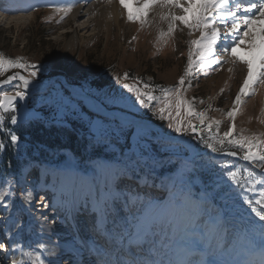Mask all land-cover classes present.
Returning <instances> with one entry per match:
<instances>
[{"label":"snow or ice","instance_id":"1","mask_svg":"<svg viewBox=\"0 0 264 264\" xmlns=\"http://www.w3.org/2000/svg\"><path fill=\"white\" fill-rule=\"evenodd\" d=\"M118 2L122 8H129L126 0ZM134 2L136 11L128 10L127 19L139 21L141 25L147 23L152 7L166 10L159 14V19L167 22V31L162 30L161 37L173 34L181 24L189 29L190 34L199 33L198 38L189 42L185 74L180 77L177 86L160 89L161 96H156L148 83H124L122 90L115 94L94 93L83 85L80 90L72 91L65 86L72 84V79L60 82L62 92L57 90L55 94L39 99L33 96V103L44 107L40 111L25 109L24 123H42L75 132L79 138L86 140V150L90 149L96 155L103 150H111L113 154L108 159L93 161L91 172L88 169L77 171V166L71 162L64 169L54 171L53 193L63 198L67 190H72L83 195L79 208L93 204L94 246L89 247L93 257L90 264H264V179L253 180L252 174L247 173L242 181V169L220 166L225 183L240 189L242 203L256 218L242 226H234L231 222L233 213L227 202L221 207L212 204L217 198V190L221 188L220 181L205 183L202 195L194 197L186 191V184L192 181L191 174L197 164L194 157L187 155L191 141L184 139L191 136L213 153H220L225 146L233 147L242 153L241 160L264 168V133L245 135L241 130L238 135L235 134V118L243 98L255 93V84H264V27H259L264 23V0ZM72 7L69 4L57 8V11L67 15ZM174 9H180L182 14H177ZM241 46L251 54V59L238 55L237 50ZM218 48L232 57V63L247 66V75L236 94L233 107L226 113L229 122L227 131L222 133V121L209 117L208 109L197 111L196 98L188 100L184 95V85L197 63L201 68H208L228 62L221 58ZM9 69H25L28 75L17 72L0 80V125L4 122V113L19 111L18 103L29 96L26 90L30 86L39 91V84L34 83L38 74L48 72L54 76L71 77L78 71L77 67L56 60L38 66L23 63L19 57L13 60L0 54V74ZM123 79H129V74L125 73ZM13 81L17 83L12 85ZM2 86H14L18 90L12 94L4 91ZM157 103L160 105L158 108ZM143 112H151L160 122H167V131L163 130V124L154 127L155 121L141 115ZM11 123L17 124L14 114L11 115ZM213 130L215 135H212ZM205 131L209 134L208 139H205ZM9 136L7 144L0 141V150L18 145L21 138L14 132H9ZM237 155V151H229L224 158ZM173 157L177 158L175 163L180 165V173L172 182L170 194L167 197L161 194L159 198L147 194L141 197V192L155 186L154 181L149 183L150 173L165 161L173 163ZM35 167L30 166L31 169ZM29 175L31 170L24 173L25 182ZM261 175L264 176V173ZM4 185H7V190L0 192V208L9 211L14 207L13 181L0 177V187ZM243 186L258 198H243L246 196ZM257 187L260 188L258 193ZM34 193L35 188H24L19 197L17 215L31 213ZM43 201L41 196V207L47 208L49 205ZM209 206L213 209L211 214L207 211ZM66 208L69 212L74 208L79 210L76 201L66 202ZM43 220L47 222L48 217H43ZM16 227L22 230L21 225ZM0 231L3 232L0 239H8L12 244L9 249L5 243H0L5 256L9 251L15 253L21 249V245L14 243L15 237L8 233L7 226ZM86 244L85 241L81 248L71 250L64 264H82L81 249ZM27 247L31 248V243ZM39 249H46V244L40 242L37 249H33L37 252L35 264H54L48 257L42 259ZM51 255L56 256V253ZM11 264L21 262L13 258Z\"/></svg>","mask_w":264,"mask_h":264},{"label":"rangeland","instance_id":"2","mask_svg":"<svg viewBox=\"0 0 264 264\" xmlns=\"http://www.w3.org/2000/svg\"><path fill=\"white\" fill-rule=\"evenodd\" d=\"M2 1H5V5L0 6V54L13 60L19 57L22 58L23 63H34L38 66L48 65L53 60L75 66L78 69L77 73L71 77L65 76V80L72 79V84L79 90L83 85L94 93L115 94L118 90H122L124 83H148L152 85L154 94L161 96L160 89L177 86L180 77L185 74L190 37L184 28H177L173 34L161 37L160 33L154 31L152 27L137 25V21L125 23V15H123L121 21L125 24L124 29L111 21L110 27H105L98 37L89 44L80 46L72 56H68L65 46L73 34V29L77 28L79 24L89 22L94 16L83 14L76 21L73 12L81 3L91 0H0V3ZM69 4H72L73 7L67 15L57 11V8L66 7ZM13 6L14 9L16 8L15 10ZM18 8H23L26 11L23 10V12L15 14L6 12L9 10L16 12L19 10ZM28 15L31 19L27 22L24 21L25 23L17 22L14 19ZM8 25L11 26L6 27ZM94 28L95 31H93ZM79 30L78 27L79 35L86 30L88 33L96 32L99 30V25L96 22L86 30ZM217 51L223 60L232 61V57L223 53L221 49L218 48ZM224 65L225 63L220 66L212 65L208 68H201L197 63L192 75L184 85L185 97L188 100L196 98V110L208 109L207 115L221 120L222 123L227 120L226 113L233 107V101L242 85L243 71V67L235 64L234 75L226 84L224 75L228 72L224 70ZM17 72L24 76L28 75V71L25 69H9L0 74V80L7 79L9 75ZM125 73L129 74L127 80L123 79ZM53 77L56 76L48 72L41 73L35 78L34 83H38L39 87L46 86ZM60 82V78H55L46 92L29 93L24 101H19V111L4 113V122L0 125V136L6 144L10 140L9 132H14L21 138L18 145H10L6 151L3 149L0 152V177L3 180L13 181L14 191L12 198L14 207L9 211L0 208V230L7 226L8 233L15 237L14 243L21 245L19 251L15 253L9 251L7 256H5V250L0 249V264H11L13 258L20 261L21 264H35L37 252H34L33 249H37L40 242L57 243L62 237L68 238V234L77 239L76 230L82 237L90 238L88 240L94 239L93 204L89 203L87 208H79V205L83 203V195H78L72 190H67L63 198L59 194H54L52 190L53 172L64 169L68 162L76 165L77 171L83 172L84 169H88L91 172L92 162L108 159L113 155L111 150H103L99 155H96L92 150H86V140L79 138L75 132L56 126H46L42 123L26 124L23 122L25 109L40 111L44 107L41 104L33 103L32 97L35 96L36 99H39L48 97L49 94H55L57 90L62 92ZM16 83L17 81H14L12 85ZM65 86L71 90L68 85ZM253 87L256 89L255 93L243 98L236 114V135L241 130H244L245 135L264 133V123L261 122L264 121V84L257 83ZM2 88L12 94L18 90L14 86H2ZM123 91L126 92V90ZM209 105H211L210 108ZM156 106L158 108L159 103ZM13 114L17 116V124L11 123ZM141 115L154 120L155 125L163 124V130L167 131V122H160L152 116L151 112H143ZM193 122L198 123L195 120ZM70 135L77 139V143L81 145L77 149L80 153L78 155L65 140ZM173 135L179 136L176 133ZM212 135H215V130ZM208 137L209 134L205 131V139ZM184 139H190L200 151V153L196 152L192 146L187 149V155L196 159L197 167L191 174L192 181L186 184V191H190L194 197L202 195L205 183L218 180L221 182V188L217 190V198L212 201V204L221 207L226 201L229 210L233 213L231 222L234 226H241L246 221L256 219L254 214L249 212L248 207L242 203L240 189L225 183L226 178L221 173L220 166L223 165L232 170L242 169V181L247 173L252 174L253 180H262L264 176L236 158L215 160L213 154L202 143L198 144L191 136H186ZM234 150L238 152L237 156L242 155L238 149L230 146L223 147L222 151L216 155H224L226 152ZM2 152H5V158H2ZM176 159L173 157V163L165 161L162 166L156 167L155 171L150 173L149 182L154 181L155 186L141 192V197L147 194L149 197L159 198L161 194H164L165 197L170 194L172 182L177 180L180 173V165L175 163ZM32 165L36 167L31 169ZM260 169L264 170V168ZM29 170H31V175L26 177L25 182L24 173ZM45 170H47L46 173ZM146 171L148 170L146 169ZM24 188H35L32 211L17 215L20 206L19 197ZM6 190L7 185L0 187V192ZM243 191L246 193L243 198H258L255 193L248 191L246 186H243ZM259 191L260 188L257 187L256 193ZM41 196L44 197L43 202L49 205L47 208L41 207ZM71 201H76L79 210L74 208L71 212L67 211L66 202ZM207 211L211 214L212 207L209 206ZM45 216L48 217L47 222L43 220ZM17 224L22 226V230L16 227ZM42 224L43 227H41ZM17 233H19L18 236ZM0 235H3L2 231H0ZM0 243H5L9 249L12 248L8 239H0ZM29 243H31V248L27 247ZM38 252L42 254V259L48 257L47 247L39 249ZM83 255L82 260L84 261L89 258H84L85 256H91L87 253ZM66 257L61 258L60 264H64ZM92 259L93 257L89 261L91 262ZM90 262H82V264H90Z\"/></svg>","mask_w":264,"mask_h":264},{"label":"bare ground","instance_id":"3","mask_svg":"<svg viewBox=\"0 0 264 264\" xmlns=\"http://www.w3.org/2000/svg\"><path fill=\"white\" fill-rule=\"evenodd\" d=\"M126 2L129 5L128 9L122 8L121 5L119 4L118 0H112L111 3H108L107 0H91V1H88L86 3H81L78 7H76L74 12H73V17H74V20H76V21L83 14H90V15L92 14V15H94L92 17V19H90L89 22L78 25V27L80 28L79 31L86 30L90 26L92 27L96 22L99 25V30H97L96 32H91V33H88V31L86 30L83 33H81V35H79L78 34V27L73 29V34L71 35V37L69 38V40L67 41V44L65 46L66 54L68 56H72L77 51V49L80 46H83L85 44H89L93 39L98 37L102 33L103 30H105V27L106 28L110 27V25L112 23L111 21L115 22L116 24H118V26H120V28L124 29L125 28L124 27L125 24L122 23L121 17L123 15H125L124 16V22L128 23L129 20L127 19V11L128 10H131L133 12L136 11V4H135L134 0H126ZM17 7H18V5H17ZM13 9H14V6H13ZM23 10H25V9H19V10L16 11V13L17 12H23ZM161 11H166V10L161 9L159 7H155V6L152 7L149 10V13H148L147 23H145V25H143V26H146L147 28L152 27L154 31H157L159 33L162 30L166 32L167 31V22L166 21H161L159 19V14H160ZM174 11L177 14H182L180 9H179V11H177V9H174ZM6 12L13 13L14 11L13 10H9V11H6ZM14 16H16V15H14ZM14 19L17 22H19V21L27 22L31 18L28 15V16H19L17 18L15 17ZM137 25H141L139 23V21H137ZM10 26L11 25H8L6 27H10ZM6 27H4V28L6 29ZM180 27L184 28V29H186L188 31L190 40L198 38V36H199L198 32H192L190 34L189 29L187 27H185L182 24L178 26V28H180ZM259 27H264V23H261L259 25ZM95 30L96 29L94 28L93 31H95ZM237 53H238V55L244 56L245 58H249V59L252 58L251 54H249L245 50L244 46H241V48L237 50ZM235 64H238V66L243 67V71L241 69V71H242V83H243L244 78L247 75V66L246 65L244 66L242 63H239V62L232 63V61L229 60V62L225 63V65L223 67L224 70L228 72L227 74L224 75L225 76V80H226V84L230 81V79H232V77L234 75L235 68H236ZM229 69H231V71H229ZM42 88L44 89L45 85L39 87L40 90H43ZM74 88H75V91L79 90L75 85H74ZM29 89H30V91H29L30 94H35V91H34V89L32 87H30ZM228 123H229L228 120H226V121H224L222 123V125L220 127V131L221 132L227 131ZM153 126L155 127V124ZM157 130L159 131V129H157ZM75 234L76 235L78 234L77 239L72 238L71 234H68L67 235L68 238L67 237L66 238L62 237L60 239V241L57 242V243L56 242H46V247L49 250L48 259L53 260L54 264L58 260L59 264H60V260H61V258L63 256L70 255L71 254V250H74L76 248H81V246L84 245L85 241L87 242V244H86V246L82 247V249H81L82 250V255L84 253L85 254L87 253V255L88 254L90 255L89 247L94 246V244H93L94 239L86 240L80 235V233H78V231H75ZM48 243H53V244H48ZM78 245H80V246H78ZM51 253H56V256H52ZM82 262H86V261L82 260Z\"/></svg>","mask_w":264,"mask_h":264},{"label":"water","instance_id":"4","mask_svg":"<svg viewBox=\"0 0 264 264\" xmlns=\"http://www.w3.org/2000/svg\"><path fill=\"white\" fill-rule=\"evenodd\" d=\"M55 78H60L61 81H65V76H56V77H53V78L50 80L49 84H50V83L53 81V79H55ZM49 84H47L43 90H40V89H39V91H35V93L46 92L47 89H48ZM66 85H68V86L71 88L72 91H75V88H74V85H73V84H66ZM26 91L29 92L30 89H27ZM185 140H188V139H185ZM188 141H190V140H188ZM191 146L195 149L196 152L199 153V151H198V149H197V146H196L194 143L191 142ZM211 152H212V151H211ZM212 153H213V152H212ZM213 154H214V153H213ZM216 158H217V157H216ZM238 159H239L241 162L245 163L246 165L252 166V167L256 168L258 171L261 172V170H260L255 164H251V165H250L249 162H247V161H243V160H241L239 157H238Z\"/></svg>","mask_w":264,"mask_h":264},{"label":"trees","instance_id":"5","mask_svg":"<svg viewBox=\"0 0 264 264\" xmlns=\"http://www.w3.org/2000/svg\"><path fill=\"white\" fill-rule=\"evenodd\" d=\"M67 142H69V145H70V148L74 151V152H76V154L78 155V154H80V153H78V151H77V149L81 146L80 144H78L77 143V139H75L73 136H69V137H67V139H65ZM0 141H3L4 143H5V140L0 136ZM48 145H49V143H48ZM7 149V148H6ZM6 149H5V151H6ZM0 152H1V150H0ZM3 153V156H2V158H5V152H2Z\"/></svg>","mask_w":264,"mask_h":264}]
</instances>
